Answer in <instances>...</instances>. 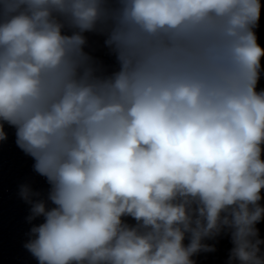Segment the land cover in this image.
<instances>
[{
	"label": "clouds",
	"instance_id": "9594fccd",
	"mask_svg": "<svg viewBox=\"0 0 264 264\" xmlns=\"http://www.w3.org/2000/svg\"><path fill=\"white\" fill-rule=\"evenodd\" d=\"M261 8L0 0V144L13 128L49 185L19 188L38 264H196L221 235L228 264H264Z\"/></svg>",
	"mask_w": 264,
	"mask_h": 264
}]
</instances>
